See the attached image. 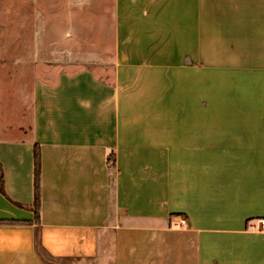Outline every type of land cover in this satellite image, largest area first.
<instances>
[{
    "label": "crops",
    "instance_id": "crops-1",
    "mask_svg": "<svg viewBox=\"0 0 264 264\" xmlns=\"http://www.w3.org/2000/svg\"><path fill=\"white\" fill-rule=\"evenodd\" d=\"M114 3L112 54L0 126V264H264V0Z\"/></svg>",
    "mask_w": 264,
    "mask_h": 264
},
{
    "label": "rangeland",
    "instance_id": "rangeland-1",
    "mask_svg": "<svg viewBox=\"0 0 264 264\" xmlns=\"http://www.w3.org/2000/svg\"><path fill=\"white\" fill-rule=\"evenodd\" d=\"M115 19L114 0H0V126L16 131L17 123L22 128L25 119L21 135L32 133L34 84L42 82L44 87L55 89L61 83L64 63L78 61L83 69L96 65L103 47L108 46L104 52L112 54L108 41L115 35ZM109 66L101 61V67L112 70ZM100 77L112 83L115 75L104 73ZM56 92L52 91L50 98H56ZM124 93L121 88L120 95ZM95 107L109 116L115 113V107L107 102ZM55 109L41 124L42 131L48 132ZM65 110L69 118L71 109Z\"/></svg>",
    "mask_w": 264,
    "mask_h": 264
},
{
    "label": "built area",
    "instance_id": "built-area-1",
    "mask_svg": "<svg viewBox=\"0 0 264 264\" xmlns=\"http://www.w3.org/2000/svg\"><path fill=\"white\" fill-rule=\"evenodd\" d=\"M246 233L251 238L264 242V218L249 221L246 226Z\"/></svg>",
    "mask_w": 264,
    "mask_h": 264
},
{
    "label": "trees",
    "instance_id": "trees-1",
    "mask_svg": "<svg viewBox=\"0 0 264 264\" xmlns=\"http://www.w3.org/2000/svg\"><path fill=\"white\" fill-rule=\"evenodd\" d=\"M35 203L37 206L38 202V190H39V183H38V178H39V165H38V159L36 157L35 160ZM0 194H3V180H2V175L0 174Z\"/></svg>",
    "mask_w": 264,
    "mask_h": 264
}]
</instances>
